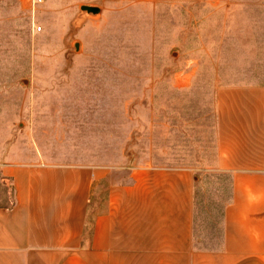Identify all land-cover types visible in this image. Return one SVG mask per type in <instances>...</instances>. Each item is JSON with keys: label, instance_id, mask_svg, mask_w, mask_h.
Returning <instances> with one entry per match:
<instances>
[{"label": "rangeland", "instance_id": "374dc122", "mask_svg": "<svg viewBox=\"0 0 264 264\" xmlns=\"http://www.w3.org/2000/svg\"><path fill=\"white\" fill-rule=\"evenodd\" d=\"M231 86L264 87V0H0V157L193 167L196 241L211 247Z\"/></svg>", "mask_w": 264, "mask_h": 264}, {"label": "crops", "instance_id": "0c3cea01", "mask_svg": "<svg viewBox=\"0 0 264 264\" xmlns=\"http://www.w3.org/2000/svg\"><path fill=\"white\" fill-rule=\"evenodd\" d=\"M215 169L231 192L197 244L190 166L0 157V264H264V87L217 91Z\"/></svg>", "mask_w": 264, "mask_h": 264}, {"label": "water", "instance_id": "95a60500", "mask_svg": "<svg viewBox=\"0 0 264 264\" xmlns=\"http://www.w3.org/2000/svg\"><path fill=\"white\" fill-rule=\"evenodd\" d=\"M102 9L99 6L95 5H82L81 6V14L82 16H90V15H99Z\"/></svg>", "mask_w": 264, "mask_h": 264}, {"label": "built area", "instance_id": "2783aa9c", "mask_svg": "<svg viewBox=\"0 0 264 264\" xmlns=\"http://www.w3.org/2000/svg\"><path fill=\"white\" fill-rule=\"evenodd\" d=\"M36 1L41 2L42 0H36ZM39 29H40V28H39Z\"/></svg>", "mask_w": 264, "mask_h": 264}]
</instances>
